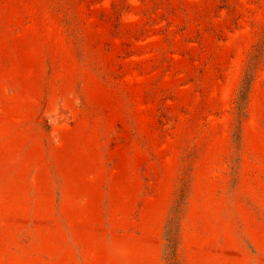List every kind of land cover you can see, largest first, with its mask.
Returning <instances> with one entry per match:
<instances>
[{"label":"rangeland","instance_id":"rangeland-1","mask_svg":"<svg viewBox=\"0 0 264 264\" xmlns=\"http://www.w3.org/2000/svg\"><path fill=\"white\" fill-rule=\"evenodd\" d=\"M254 50L264 0H0V264H264Z\"/></svg>","mask_w":264,"mask_h":264},{"label":"trees","instance_id":"trees-1","mask_svg":"<svg viewBox=\"0 0 264 264\" xmlns=\"http://www.w3.org/2000/svg\"><path fill=\"white\" fill-rule=\"evenodd\" d=\"M264 62V50H254V54L249 59L248 66L246 67V71L244 72L242 82L240 84L237 96V108L239 110H243L245 107L246 97L248 93V89L251 83V75L258 66L259 63ZM168 242L171 243V246L174 247V234H171L168 237ZM174 249H172V253Z\"/></svg>","mask_w":264,"mask_h":264}]
</instances>
